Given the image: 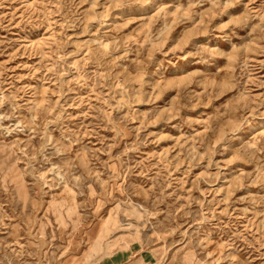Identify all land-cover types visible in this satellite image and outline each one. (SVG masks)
<instances>
[{
    "label": "rangeland",
    "instance_id": "obj_1",
    "mask_svg": "<svg viewBox=\"0 0 264 264\" xmlns=\"http://www.w3.org/2000/svg\"><path fill=\"white\" fill-rule=\"evenodd\" d=\"M263 119L264 0H0V264H264Z\"/></svg>",
    "mask_w": 264,
    "mask_h": 264
},
{
    "label": "bare ground",
    "instance_id": "obj_2",
    "mask_svg": "<svg viewBox=\"0 0 264 264\" xmlns=\"http://www.w3.org/2000/svg\"><path fill=\"white\" fill-rule=\"evenodd\" d=\"M29 2V1H28ZM27 2V3H28ZM32 4V3H31ZM226 36H229V35H226ZM225 39V38H224ZM226 39L228 40L229 38L228 37H226ZM261 127H264V119L261 121Z\"/></svg>",
    "mask_w": 264,
    "mask_h": 264
}]
</instances>
